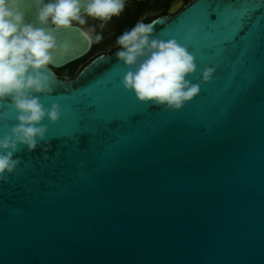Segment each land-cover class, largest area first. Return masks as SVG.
I'll return each mask as SVG.
<instances>
[{"label": "water", "instance_id": "obj_1", "mask_svg": "<svg viewBox=\"0 0 264 264\" xmlns=\"http://www.w3.org/2000/svg\"><path fill=\"white\" fill-rule=\"evenodd\" d=\"M147 23L196 58L199 93L179 110L139 102L118 48L61 78L92 43L56 32L39 98L64 115L0 181V264H264V0H191Z\"/></svg>", "mask_w": 264, "mask_h": 264}, {"label": "clouds", "instance_id": "obj_2", "mask_svg": "<svg viewBox=\"0 0 264 264\" xmlns=\"http://www.w3.org/2000/svg\"><path fill=\"white\" fill-rule=\"evenodd\" d=\"M127 0H0V107L7 102L16 113V123L0 136V181L15 175L22 149L33 152L47 145L48 125L56 123L64 111L57 103L45 107L40 95H51L55 81L48 68L62 47L56 32L79 31L89 44L99 42L95 27L84 28L89 18L99 21L103 29L126 8ZM29 8L35 9V20L27 19ZM49 22L52 27H46ZM75 22V25H74ZM37 24L40 27H37ZM154 23L143 20L117 36V63L133 70L120 81L139 102L179 110L200 91L199 83L186 77L197 71L196 58L175 39L167 41L154 36ZM66 46V45H64ZM213 67L200 72L202 83L208 82ZM8 112L0 111V121ZM44 147V151H47Z\"/></svg>", "mask_w": 264, "mask_h": 264}, {"label": "flooded vegetation", "instance_id": "obj_3", "mask_svg": "<svg viewBox=\"0 0 264 264\" xmlns=\"http://www.w3.org/2000/svg\"><path fill=\"white\" fill-rule=\"evenodd\" d=\"M190 1L191 0H128L126 3L125 10L121 13V15L119 17H114L112 19V21H110L108 23V25L110 27V23H111L112 27H114L113 30H115L117 32L118 31L117 26H118V24H120V21L123 19V16L126 12L138 13L139 15L152 13L153 15H156V16L164 15V14H174ZM74 24H75V22H74ZM83 27L85 28V26H83ZM107 35L110 36V28L107 31ZM94 43H92L91 48H92ZM114 45H116V44L113 43L111 46H114ZM111 46L110 45L108 47L99 46L100 50H99L98 54H100V53H111L110 52ZM56 69H58V68H54V71L59 76ZM59 77H61V76H59Z\"/></svg>", "mask_w": 264, "mask_h": 264}, {"label": "trees", "instance_id": "obj_4", "mask_svg": "<svg viewBox=\"0 0 264 264\" xmlns=\"http://www.w3.org/2000/svg\"><path fill=\"white\" fill-rule=\"evenodd\" d=\"M140 16L141 15H139L138 13L126 12L123 16V19L120 21V24H118L117 26L118 27L117 35L119 36L123 31L134 26L138 21V19L140 18ZM155 16L156 15H153L152 17L146 19L144 22L147 23ZM116 49H117L116 45L111 46L110 52ZM99 50H100L99 42H95L92 48L84 56L68 63L67 65L61 68L56 69V71L58 72L59 76H61V78L72 79L77 75L80 69L90 61V59H92L94 56H96L99 53Z\"/></svg>", "mask_w": 264, "mask_h": 264}, {"label": "rangeland", "instance_id": "obj_5", "mask_svg": "<svg viewBox=\"0 0 264 264\" xmlns=\"http://www.w3.org/2000/svg\"><path fill=\"white\" fill-rule=\"evenodd\" d=\"M153 14L152 13H147V14H143L140 16V18L138 19L139 20H143L145 21L146 19L152 17ZM99 21H96V20H92L91 18H89L88 20V23L85 26V28H92V27H95V32L96 33H99L101 35V39L99 40V46L101 47H108L109 45L111 46L116 38H117V32L114 29V27H112V24L110 23V27L109 25L107 24L106 27H104L103 29H101L99 27ZM110 28V36L107 35V31L108 29Z\"/></svg>", "mask_w": 264, "mask_h": 264}]
</instances>
